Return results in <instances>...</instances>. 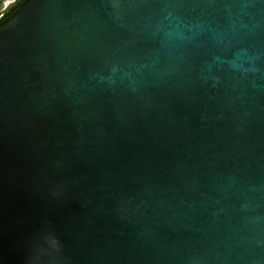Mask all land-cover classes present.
<instances>
[{
	"label": "water",
	"instance_id": "obj_1",
	"mask_svg": "<svg viewBox=\"0 0 264 264\" xmlns=\"http://www.w3.org/2000/svg\"><path fill=\"white\" fill-rule=\"evenodd\" d=\"M0 264H264V0L2 22Z\"/></svg>",
	"mask_w": 264,
	"mask_h": 264
},
{
	"label": "flooded vegetation",
	"instance_id": "obj_2",
	"mask_svg": "<svg viewBox=\"0 0 264 264\" xmlns=\"http://www.w3.org/2000/svg\"><path fill=\"white\" fill-rule=\"evenodd\" d=\"M25 0H0V24L15 13Z\"/></svg>",
	"mask_w": 264,
	"mask_h": 264
},
{
	"label": "clouds",
	"instance_id": "obj_3",
	"mask_svg": "<svg viewBox=\"0 0 264 264\" xmlns=\"http://www.w3.org/2000/svg\"><path fill=\"white\" fill-rule=\"evenodd\" d=\"M47 242H48V244L50 245V247H51L53 250H55V249L57 248V246H58V245H57V242H56L55 245L51 244V243H50V238L48 239Z\"/></svg>",
	"mask_w": 264,
	"mask_h": 264
},
{
	"label": "snow or ice",
	"instance_id": "obj_4",
	"mask_svg": "<svg viewBox=\"0 0 264 264\" xmlns=\"http://www.w3.org/2000/svg\"><path fill=\"white\" fill-rule=\"evenodd\" d=\"M56 242H57V241H56L54 238H50V243H51V244L55 245Z\"/></svg>",
	"mask_w": 264,
	"mask_h": 264
}]
</instances>
